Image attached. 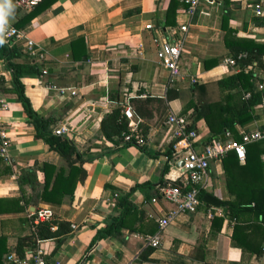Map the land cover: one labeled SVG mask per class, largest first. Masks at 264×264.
I'll use <instances>...</instances> for the list:
<instances>
[{"label":"crops","instance_id":"crops-1","mask_svg":"<svg viewBox=\"0 0 264 264\" xmlns=\"http://www.w3.org/2000/svg\"><path fill=\"white\" fill-rule=\"evenodd\" d=\"M170 2L50 0L46 9L22 25L31 10L0 0L3 22L22 31L45 53L43 60L35 61L21 44L5 41L0 44V63L4 46L16 47L10 62L39 69L20 79L24 97L41 120L54 119L49 125L52 134L68 127L58 136L71 141L81 160L71 169L36 136L37 121L23 110L10 71L0 67V100L7 104V109L0 108V127L9 142L7 157L0 158V264L22 243L26 247L35 243L46 251L47 261L63 264H264V231L251 235L244 231L233 239L235 223L222 205L235 198L228 187L236 182L231 179L234 170H241L240 178L246 166V159L236 162L233 156L226 161L229 173L225 158L211 162L209 181L202 188L221 206L201 200L195 213L181 215L162 231L157 249L145 246V236L158 232L157 220L175 208L162 190L182 182L179 164L166 160L174 143L164 123L167 115L190 121L194 105L202 102L226 105L227 112L228 94L235 103L243 92L217 86L231 75L252 74V92H264V56L262 65L246 64L243 51L250 42L264 45V0H201L192 15L180 0L176 10L168 12ZM166 18L173 24L165 26ZM179 25H187V31L179 75L170 79L157 59L155 40L177 38ZM229 58H237L235 66L225 63ZM48 86L67 88L75 95L59 94ZM126 97L129 119L123 115ZM185 107L189 108L184 112ZM119 108L128 123L126 133L141 137L143 147L103 136L102 119ZM254 127H264L260 102L249 121L235 123L225 132L235 140L239 129ZM195 129L198 149L210 131L203 118ZM21 172H31L33 187L19 184ZM43 189L45 202L40 199ZM233 189L238 190L235 183ZM126 194L122 209L118 203ZM112 200L115 207L109 204ZM43 206L53 210L50 232L55 235L37 243L32 213Z\"/></svg>","mask_w":264,"mask_h":264},{"label":"trees","instance_id":"trees-1","mask_svg":"<svg viewBox=\"0 0 264 264\" xmlns=\"http://www.w3.org/2000/svg\"><path fill=\"white\" fill-rule=\"evenodd\" d=\"M50 0H43L37 6H35L22 20V25L28 23L35 17L38 13L43 11L48 7V2ZM52 2V0H51ZM177 2L176 0H171L168 12L172 9L176 10ZM166 25H172L173 23L168 21L166 18ZM1 28V26H0ZM5 43V41H4ZM18 51L16 47L13 48H5L4 46V57L2 58V62L5 63V67L10 70L14 87L16 93L21 100L23 105V110L28 114L29 117L34 118L37 121V134L36 136L42 139L51 150L56 151L59 155L66 161L68 166H71L78 160H80V155L77 152L76 147L69 141L67 138L60 137L58 135H54L49 130V125L54 123V119L46 121L44 119H40V116H37L30 109L28 100L24 97L23 94V85L20 81L24 74L29 73H39V69L34 64L21 65L10 62L13 54ZM247 54L245 56L246 64L256 63L257 65H262V57L264 56V45L250 42L245 47L244 50ZM240 54H237L238 56ZM252 78V74H236L231 75L229 77L223 78L217 82V86L221 90H233V89H243L242 95L237 96L239 98V102H235L233 100V96L228 94V100L231 102L228 104L227 112L225 110L226 105H222L218 102H202L194 105L193 111L190 115V124L191 128H195L196 122L199 119H204L210 131L209 142L213 139H221L226 132L229 130H233V126L235 123L245 124L250 120L251 112L257 103L261 102L264 97V92L261 93H253L252 92V84L250 79ZM249 93V97L246 98L245 94ZM236 98V97H235ZM232 104V105H231ZM189 108V107H188ZM187 107L184 108V112L188 110ZM226 114L228 117L222 116ZM229 114V115H228ZM120 108L112 111L110 114L104 116L101 121V131L105 138L111 139L112 136H117L119 139H124V136L127 134V122L120 116ZM126 133V134H125ZM235 140H239V137H236ZM172 142V146H173ZM171 146V147H172ZM264 154V141L253 143L247 146L246 148V166L244 167V172L240 178L237 175L241 172L238 168L234 170L235 176L233 179L236 182L235 187L238 190L233 189L232 182L228 183L229 192L231 195H234V199L232 201H224L222 205L227 210V216L229 220H234L235 225L233 229V239H236L237 236L244 231H249L251 233L256 230L264 231V162L261 160V155ZM167 157H171V151H167ZM228 156H233L235 161L237 162L236 156L234 153L230 152L227 154L225 159L223 160L224 167L226 169V173H229V167L227 165ZM245 175V176H243ZM17 180L19 184L27 183L30 186H34L33 180L34 177L31 175V172H21L17 176ZM33 183V184H32ZM179 186V185H173ZM44 190V189H43ZM45 191H42L40 194V199L42 201H46ZM133 191V190H131ZM129 194H126L124 198H121L118 205L122 207V209L126 208L127 198ZM204 196V192L201 191L200 198ZM128 209V207H127ZM126 212V211H125ZM123 213V215L125 214ZM50 222L39 223L38 225L33 226V237L39 240L48 239L54 237V233L50 232V225L53 224ZM245 238H247L245 236ZM248 239V238H247ZM30 242V241H29ZM263 245V244H262ZM24 246V244L17 245L14 253L23 257L26 254L32 252L36 245L35 243H31ZM26 247V248H25Z\"/></svg>","mask_w":264,"mask_h":264},{"label":"built area","instance_id":"built-area-1","mask_svg":"<svg viewBox=\"0 0 264 264\" xmlns=\"http://www.w3.org/2000/svg\"><path fill=\"white\" fill-rule=\"evenodd\" d=\"M43 0H11V4L17 8L24 10H32ZM188 5L189 14L192 15L197 9L201 0H180ZM256 13L260 14L259 7L256 6ZM0 30V36L3 40L11 44H21L25 49L28 57L35 61L44 59L45 53L33 40L27 38L25 34L16 27L9 26L3 22ZM146 28H153L147 25ZM176 32L177 38L166 39L158 38L155 40L156 56L160 64L167 70L169 78L173 79L179 75V61L181 51L184 46L185 33L187 25H179ZM242 56H239L241 58ZM237 58H229L225 63L229 66H235ZM5 66L1 62L0 67ZM8 70V69H7ZM10 71V70H8ZM45 75L46 71H42ZM48 89L56 90L59 94L69 91L71 95H75V91L67 88H56L48 86ZM249 97V93L245 94ZM123 105L126 107L123 115L131 118L129 111V97L124 99ZM260 107L264 111V97L260 102ZM0 108L7 109V104L0 100ZM165 125L170 128L174 138V144L171 150V157H166L167 163H178L181 170L182 182L179 186H167L162 190L163 197L175 205L173 210L168 211L157 220L158 232L152 236H145V246L157 249L161 244V234L170 224L174 223L181 215H190L197 211L201 204L202 188L209 181V166L211 162L221 161L229 152H233L237 160L243 163L246 159V148L248 145L264 141V127H254L250 129H239V140H234L231 135L226 132L222 140L213 139L205 142L200 148H196L198 134L195 128L189 126L190 122L184 116L169 113L164 120ZM68 132V127L61 126L53 130L55 135H63ZM124 141L134 143L139 147L145 145L141 137L133 136L127 133ZM8 139L6 132L0 127V158L7 157ZM111 207H115L114 200L109 202ZM33 224L50 222L53 219V210L48 206L38 208L32 213ZM232 223H235L234 221ZM40 243V240L37 241ZM264 253V243L261 248ZM5 264H63L59 260L47 261L46 251L38 246L32 252L23 257L17 256L14 252L6 256Z\"/></svg>","mask_w":264,"mask_h":264},{"label":"water","instance_id":"water-1","mask_svg":"<svg viewBox=\"0 0 264 264\" xmlns=\"http://www.w3.org/2000/svg\"><path fill=\"white\" fill-rule=\"evenodd\" d=\"M202 200L205 203H207L208 205H211V206L216 207V208L221 206V203L219 202V200H217L216 198L209 196V195H204L202 197Z\"/></svg>","mask_w":264,"mask_h":264},{"label":"clouds","instance_id":"clouds-1","mask_svg":"<svg viewBox=\"0 0 264 264\" xmlns=\"http://www.w3.org/2000/svg\"><path fill=\"white\" fill-rule=\"evenodd\" d=\"M7 2H8L9 4H11V0H7ZM4 11H5V10L3 9V7L0 6V26H2L3 21H4ZM0 30H2V28H0ZM3 42H4L3 37L0 36V44H2Z\"/></svg>","mask_w":264,"mask_h":264}]
</instances>
